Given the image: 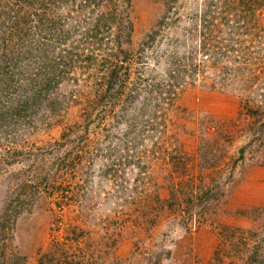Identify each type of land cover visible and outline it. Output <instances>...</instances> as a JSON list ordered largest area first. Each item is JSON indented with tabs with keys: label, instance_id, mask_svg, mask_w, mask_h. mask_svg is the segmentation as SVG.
<instances>
[{
	"label": "rangeland",
	"instance_id": "374dc122",
	"mask_svg": "<svg viewBox=\"0 0 264 264\" xmlns=\"http://www.w3.org/2000/svg\"><path fill=\"white\" fill-rule=\"evenodd\" d=\"M45 1H25L38 15L14 29L9 14L24 1L0 0V42L13 51L4 75L0 68V264H150L163 239L173 240L166 264H243L257 244L264 254V90L233 83L229 62L240 52L230 53V27L203 28L204 13L219 16L226 0ZM119 18L133 23L128 46ZM260 36L253 31L246 45L257 50ZM203 38L210 51L228 52L204 54ZM52 63L56 83L34 98L32 84L42 85ZM113 73L129 77L118 93ZM248 108L262 112L251 131L238 118ZM216 125L230 127L225 194L209 209L195 199L172 209L174 187L199 183V149L217 140ZM155 214L161 220L147 230ZM230 235L246 236L244 254L221 248Z\"/></svg>",
	"mask_w": 264,
	"mask_h": 264
},
{
	"label": "trees",
	"instance_id": "16d2710c",
	"mask_svg": "<svg viewBox=\"0 0 264 264\" xmlns=\"http://www.w3.org/2000/svg\"><path fill=\"white\" fill-rule=\"evenodd\" d=\"M23 1H24L23 7L19 6L20 5L19 2H18L19 5L15 3L14 6L12 7L13 13L9 14L11 20L18 19L16 23L14 21V29L16 24H18L19 22L26 24L29 18L34 19L33 18L35 17L34 14L38 15V13H35L27 8H24V6L26 5L25 1H29V6L31 8L35 7L36 2L42 4V6H46L45 0H23ZM224 2H225L223 5L224 11L219 12V16L217 15L211 16L207 12L204 13L205 15L203 19L205 21V25L203 26V28L205 30V33L209 31V33L212 34L215 32V29H217L218 31L217 33L220 34L223 31H225V28L230 27V36H228V38L231 39L230 53L232 51L240 52L238 53V55H235L237 57L235 61L229 62L230 73L233 74V78H232L233 83L237 82L239 79L238 87H240L243 90L252 89V88H254L256 91L259 89L264 90V0H226ZM14 13L17 15H15ZM1 17L2 16L0 14V23H4ZM102 22L104 26L108 25L109 28H112L114 26V24H111L109 22V18L105 20L103 19ZM116 25L118 27V32H119L118 37L123 40V44L124 42L126 43L124 45L128 46V44L131 43L133 39L132 21H128L126 23L123 21L122 18H119V21H117ZM223 25H226V27H221ZM256 30L262 31L263 36H260L262 40L259 41V45L256 44L257 50H251L250 46L246 45L248 40L247 37L250 33L252 34V32ZM17 32L18 31H16V34ZM16 34L14 35L11 34V35L15 36ZM244 35L246 36L245 38L246 40H244ZM205 38H203V40ZM203 42L205 48L204 54H207L209 56H213V55L216 56L218 54L223 55L226 52H228V45H226L225 47L221 48L218 51L217 50L210 51L206 46L205 40ZM7 44L8 43L0 42V68L3 69V75L6 72L5 69L9 67L10 64L9 59L13 57V51L8 47ZM243 44H245L243 48L238 50L233 49V47L241 46ZM122 51L123 53L126 54L125 58H127L128 55L127 48L122 49ZM17 58L21 60L20 54L18 53H17ZM126 60H129V56ZM126 68L129 70L130 66L128 65ZM53 71H54V65L52 63L51 68L46 72L45 76H43L42 79L40 80L43 82L42 85L36 87L37 82H34L32 84L35 85L34 98H37V96L41 94L43 90H45L43 92H47L51 90V88L53 87L52 83L53 84L56 83L55 81L56 74L53 73ZM246 74H249L252 77H249ZM8 77L10 80L18 81L16 80V77L13 73ZM128 79L129 77H123L113 73L110 77L111 89L114 86L115 88L119 87L120 83L122 84L124 82H127ZM240 79H242V81H240ZM115 91H117V93L120 92L118 91V88L115 89ZM53 93L54 91H50V95H52ZM11 94L19 95V89L13 88ZM31 98H33V96ZM31 98L28 97V99ZM97 102L98 105L106 104L105 95L104 97H99V99L97 98ZM91 104H93L92 101ZM53 105L55 106V104ZM93 105L92 107L84 109L87 116L92 115V112L96 108L95 102ZM50 109H53L54 111V107L53 108L50 107ZM241 110L240 112H238L239 124L241 126L243 123L248 121V128L251 131L253 128V124H257V122L260 121L262 112L259 110H254L252 108H248L246 112ZM21 111L25 113L27 112L26 106H23V104ZM35 112H37V110H35ZM3 113L4 111H1L0 120H4ZM28 113L31 114L30 112H27L26 115ZM64 113H66V111ZM103 118H106V116ZM100 120H102V117H100ZM127 125L132 133L134 131L132 130L133 125L132 124H127ZM3 127H4V123L0 122V129H2ZM229 128L220 127L216 125L215 130H217V135L219 136L217 137V140H214V142L212 143V140L209 139L206 141L207 143L205 145H202L200 147L199 149L200 162L197 164L199 174L197 175V178H195L199 180V183L197 185H194L195 180H192L188 184L189 189H184V185L182 183H180V186L178 188L174 187L169 192L170 196L168 197V199L170 200L169 205L172 209L175 207V205L180 206V204L182 205L183 208L189 209L188 205L191 204L194 199L197 202L200 209L202 208L209 209L210 207L207 205L209 202L213 201L214 203L215 201H219L221 196L220 194H222V196L225 194V192L220 191V184L222 183L220 181L223 179H225V181H228V179H230V176L225 175L226 168L225 166L221 167V161L225 159L226 155L228 154V151L230 150V136L227 135L230 132ZM208 129L210 130L211 128L208 127ZM222 138L226 139L225 144H220L219 140H221ZM251 142L252 141H250V143ZM246 148L247 146L241 147L242 156ZM159 196L160 195H157V198H159ZM161 207H159V211L161 210ZM157 217L158 215L155 214L154 218H148L145 220V222L149 224L148 226L149 228H147V230H150L151 229L150 227L157 226L159 224L161 219H157ZM137 219L139 221V225L143 224V221L140 220V217H138ZM179 223L186 225L182 221ZM5 227L6 226L1 225L0 235H2L5 232L4 231ZM9 229H11V227H9ZM262 232L264 234V230ZM249 233H250L249 237L251 236L254 238L256 235L254 231H250ZM10 239H11L10 237L5 236L4 239L5 243H3L4 247L6 248L8 247ZM156 239H159V236H157ZM262 241L264 242V236L262 238ZM171 242H173V240H171ZM171 242H166V240L163 239V241H161V243L158 245L157 251L155 253H152V256L147 257L149 263L166 264V261L169 262L173 257ZM246 242H247L246 236L236 237L234 235H230V243L228 241H221L220 244H221V248H224L226 246L229 249L231 246L232 248L237 249L240 247H244V245H246ZM257 245H254V247L251 249L254 250V252L250 257V260L246 262L244 260L243 264H264V254H259L258 252L259 246L257 247ZM237 250L238 253L241 252V254H244L243 251H241V249H237Z\"/></svg>",
	"mask_w": 264,
	"mask_h": 264
}]
</instances>
